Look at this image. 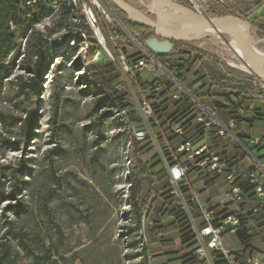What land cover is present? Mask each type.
I'll return each instance as SVG.
<instances>
[{"label": "rangeland", "instance_id": "rangeland-1", "mask_svg": "<svg viewBox=\"0 0 264 264\" xmlns=\"http://www.w3.org/2000/svg\"><path fill=\"white\" fill-rule=\"evenodd\" d=\"M103 1L108 7L105 8L110 25L117 24L127 33L122 21L111 12V1ZM123 1L159 21L158 13L150 8L152 0ZM170 1L184 5L178 0ZM189 1L191 8L198 9L209 18L222 16L202 0ZM230 7L228 5L224 15L246 19ZM168 19L163 22L170 27L196 22L186 13H177ZM247 21L251 24L250 20ZM75 22L74 17H63L59 7L56 8L51 16L32 28L27 41L20 38L16 50L8 59L11 76L0 97V113L4 116L0 120V180L6 193L18 179L22 189L16 200L2 203L0 231L3 233L7 228L6 218L2 215L5 213L17 229L29 233L38 253L50 256V261L44 264H148L142 247L147 235L143 231L129 232L135 224L128 205L129 132L117 119L119 114L116 111L102 125H97L100 113L107 108L96 112L95 99L80 93L77 78L82 72L75 67L79 63L97 62L102 58L117 62L122 46L126 45L125 40L110 33L118 52L114 53L109 48L105 37L106 43L100 44V55L96 51L92 59L89 57L88 36L80 42L74 37L75 43L68 40L62 47L51 49L50 43L72 30ZM60 24L64 26L61 28ZM251 35L256 47H264V41H259L252 24ZM153 37L162 40L156 35ZM193 46L212 54H222L233 66L252 72L244 49L222 29L211 30L197 39ZM36 47L42 48L39 59L32 53ZM162 74L155 66L152 70H143L141 77L152 82L161 80ZM261 84L264 88V82ZM128 90L133 97L127 112L131 109L134 117L140 116L136 91L132 86ZM256 107L260 108L259 112H264V105L258 103ZM30 115L31 121L26 122ZM146 127L154 148L143 156L144 161L161 154L150 125L134 122V135L135 131ZM250 132L255 134L254 130ZM254 155L259 157L260 154L255 151ZM261 155H264V150ZM245 160L249 162L251 157ZM172 167L167 166L170 184L180 196L191 223L197 227L200 217L192 213L178 192L179 185L173 180ZM195 184L196 181L192 186L197 188ZM223 193L225 191L219 186H212L199 198L202 203L205 199L210 205L216 202L224 204ZM140 236L144 241L133 246L134 239ZM11 239L16 264H35L32 257L25 256L18 241L14 237ZM175 242L179 249L182 248L177 237ZM223 242L226 248L233 251L240 245L234 234L224 236ZM252 244L264 249L260 237H255ZM150 254L153 264H165L164 256ZM200 262L212 264L204 260Z\"/></svg>", "mask_w": 264, "mask_h": 264}, {"label": "trees", "instance_id": "trees-1", "mask_svg": "<svg viewBox=\"0 0 264 264\" xmlns=\"http://www.w3.org/2000/svg\"><path fill=\"white\" fill-rule=\"evenodd\" d=\"M56 1L41 0L39 7L31 13V16H25L20 13L16 0H0V97L6 87V81L11 76L8 59L16 50L18 41L20 38L27 41L32 28L56 11L54 6ZM83 1L78 0L77 7L72 6L68 0L61 1L59 11L63 17L78 19L74 23V28L69 30L71 38H77L78 42L83 41L80 36L73 35V32L76 29L85 32L88 36L89 57L92 59L96 51L101 53L102 48L82 12ZM178 2L192 7L189 0H178ZM262 3L264 0H254L252 10ZM208 4L212 11L222 16L228 11L227 5L220 0ZM109 8L135 39L144 42L145 49L153 53L146 45V41L156 35L155 31L131 19L112 2ZM97 13L98 26L114 53H117L118 49L110 37L113 29L117 31V36L125 40L126 45L122 46L121 52L126 54L129 60L135 63L145 57L127 33L117 24L110 25L100 11ZM12 21L16 26L15 30L10 27ZM59 26L62 28L64 24ZM117 36L114 35V37ZM260 40L264 41L263 35L260 36ZM171 42L174 45L173 50L167 54L156 55L157 60L167 74H174V78L184 86L200 106L196 105L189 94L180 90L166 74H163L160 80L166 86L163 91H155L154 84L157 80L149 82L141 76L131 79L130 83L136 91L137 100L148 101L154 109L155 118L148 125L158 140L161 154H156L150 160L144 161L143 156L154 146L149 136L138 140L134 135V122H144L141 115L134 117L131 109L125 116L117 115V119L126 126L130 136L128 205L135 218V224L129 228V232L132 234L143 231L147 235V241L142 247L146 259L148 258V264H153L149 259L150 252L153 256H164L165 264H196L199 261V257L195 254L197 244L195 227L184 210L180 196L174 192V187L170 184L167 166L174 165L178 158L186 154L178 150L181 145L188 142L194 144L205 139L208 147L220 156L224 164V172L207 181L205 189L219 186L226 191L227 175L240 173L241 175L235 180V185L241 187L244 197L234 211L228 203L210 205L204 199L203 201L214 216L213 222L217 224L230 214L238 216L242 220V227L234 235L237 236L241 247L232 251L238 256L264 251L252 244L255 237H260L264 242V200L257 197L248 178V174L254 169V164L246 166L244 159L248 157L247 152L228 133L221 134L220 126L213 124L214 120H217L228 127L246 150L250 151L255 158H260L261 156L256 157L254 152L261 148L250 145L248 139L252 135L250 130L254 123L264 116V112H259L260 108L256 107L258 103L264 105V88L254 73L233 66L222 54H212L193 46L197 40L171 39ZM50 47L55 48L52 42ZM40 49L42 48L36 47L32 50L37 59L41 53ZM75 67L82 72L77 78L80 93L95 99L96 112L107 108V111L100 113L97 125H102L105 119L113 116L114 111L128 110L133 95L128 88L121 90L116 88L117 82L122 77L118 62L102 58L97 62L79 63ZM145 86L149 88L148 95L142 92ZM176 92L180 93L179 98L174 97ZM200 117L204 120H200ZM3 118V114L0 113V120ZM30 121L31 115L26 122ZM174 123L182 124V135L174 130L172 127ZM188 177L190 182L180 188L181 194L192 213L200 217L198 227H203L204 221L201 218L200 208L195 201L191 200L194 194L192 183L201 177L195 169H192ZM21 189L18 179L12 185L10 192L6 193L4 183L0 180V211L2 203L16 200ZM2 215L6 218L7 228L3 233L0 231V264H16L12 237L18 241V246L25 256L32 257L35 264L50 261L48 254L37 252L27 231L17 229L5 213ZM176 237L181 242L180 249L175 242ZM143 241V236H140L134 239L132 245L137 246ZM213 258L214 264H228L220 251H213Z\"/></svg>", "mask_w": 264, "mask_h": 264}, {"label": "built area", "instance_id": "built-area-1", "mask_svg": "<svg viewBox=\"0 0 264 264\" xmlns=\"http://www.w3.org/2000/svg\"><path fill=\"white\" fill-rule=\"evenodd\" d=\"M16 1L18 3L20 13L25 16H31V13L39 7L41 0ZM61 1L63 0H57L54 3V6L58 8L59 2ZM70 4L74 7H77L78 0H70ZM81 9L88 24L93 29L98 42L101 45L105 44V36L98 26L97 12L100 11L107 19H109V15L107 14L106 8L102 4L101 0H84L81 3ZM75 20L78 21L77 18ZM10 27L13 30L16 29L13 21L10 22ZM111 33L117 36V31L115 29H113ZM73 35L80 36L84 40H86L87 38V34L78 29L73 32ZM70 38L69 40H71V43H75L74 39ZM135 43L138 48L144 53L145 57L134 63L129 60L127 55L124 53H121L118 56L116 61L118 62L122 77L116 84L117 89L121 90L123 88H129L131 86V79H137L139 76H141L143 70H152L156 66L163 74H166L180 90L189 94L184 86L174 78V74H167L164 70H162L163 67L157 60L156 55L145 49L144 42L136 40ZM52 44L54 46V43ZM98 55H100V52H98ZM110 57L115 61L114 57L111 54ZM154 89L155 91H163L166 89V86L160 80H157L154 84ZM142 92L143 94L148 95L149 88L146 86L143 87ZM189 95L191 96V94ZM174 97L179 98L180 93H174ZM193 100L197 106H200V104L194 98ZM127 111V109H123L118 111L117 113L121 116H125L127 114ZM139 111L143 121L146 124H148L155 118L154 109L152 105L146 100L140 102ZM200 120L203 121L204 119L200 117ZM213 124L220 126L221 134H229V132H231L228 127L223 126L217 120H214ZM208 125H210V123H208ZM172 127L178 134H183L181 123H174L172 124ZM148 133L149 131L146 127L145 129H139L135 131V136L138 140H143L148 137ZM248 140L250 145L259 146L260 148L264 147V138L255 136L249 138ZM178 150L180 152L186 153L185 155H182L180 158H178L176 160V163L172 167L173 180L178 183V192H180V194V188L188 184V175L192 171V169H195L197 171L201 179L204 181V184L224 172V164L221 162L220 156L214 150H211L208 147L205 139H202L194 144L189 142L183 144L178 148ZM254 160V169L251 170L248 174L249 183L253 186L257 197L264 200V155H261V157L258 159L254 158ZM240 175V173H230L227 175L228 187L224 194V201L230 205L232 211L237 208L238 203L241 202L244 198L241 187L235 185V180ZM192 187L194 190V194L191 200L195 201L198 204L201 211V218L204 221L203 227H195L197 238L195 254L198 257H203L206 256L209 252L220 251L226 258L228 264H264V251L238 256L232 250H229L225 247L223 242L224 235L228 233L234 234L235 232H237L242 227V220L238 216L230 214L217 224L214 223V216L212 212L204 203L198 200L196 193V191L198 190L195 186Z\"/></svg>", "mask_w": 264, "mask_h": 264}, {"label": "water", "instance_id": "water-1", "mask_svg": "<svg viewBox=\"0 0 264 264\" xmlns=\"http://www.w3.org/2000/svg\"><path fill=\"white\" fill-rule=\"evenodd\" d=\"M114 5L126 13L134 21L151 27L158 37L163 38L158 40L151 37L146 41V45L153 51L155 55H163L171 52L174 48L171 39L174 40H197L203 37L206 33L214 29H222L233 36L244 49L245 54L248 55V63L252 72L258 79L264 82V60L260 54L258 47H256L251 35V24L241 17L235 15H223L219 18H209L203 15L198 9L180 5L170 0H154L159 10V21L153 20L150 17L138 12L123 0H110ZM104 7H107L105 2L101 0ZM177 13H186L195 17L196 22L192 25L189 24H176L170 27V31L162 30L160 21H165L170 16ZM122 25V24H121ZM130 37L136 42L132 34L123 27ZM71 33L65 32L59 37L55 38L54 46L62 47L70 38ZM263 42L262 40H259ZM162 70H164L162 68ZM229 135L237 141L244 149H246L238 140V138L229 132Z\"/></svg>", "mask_w": 264, "mask_h": 264}, {"label": "crops", "instance_id": "crops-1", "mask_svg": "<svg viewBox=\"0 0 264 264\" xmlns=\"http://www.w3.org/2000/svg\"><path fill=\"white\" fill-rule=\"evenodd\" d=\"M202 1L204 3H206L207 6L210 8V5L208 3H211L212 1H215V0H202ZM220 1L224 2L227 5V7H228V5H230L231 6L230 8L234 9L237 13L241 14L244 18L247 17L246 20L251 21L252 26L257 31L259 39H260V36H262V35L264 36V3H262L258 8L252 10V2L254 0H225V1L220 0ZM245 130H247V129H245ZM251 130H254V132H255V134H252L251 137L258 136V137L264 138V116L262 117V119H259L254 123V126ZM244 150L247 152L248 156L251 157V160L249 162H247L244 159V163L246 164V166L249 167L255 163V160H254L255 157L252 155V153L250 151H248L246 149H244ZM263 150L264 149L256 151V152H258L260 154L259 156H261V152ZM195 185L199 189V193L197 194V198L200 201L199 197H201L202 193H204L208 189L207 190L205 189L206 186H205L204 181L202 179H198L196 181ZM223 195H224V193H223ZM220 198L222 199V197H220ZM203 203L207 206V204L204 201H203ZM229 234L230 233L225 234L224 236L229 235ZM240 247L241 246L239 245L238 249ZM201 260H204L205 262L214 264L213 251L209 252L206 256L199 257V261L196 264H201V262H200Z\"/></svg>", "mask_w": 264, "mask_h": 264}, {"label": "bare ground", "instance_id": "bare-ground-1", "mask_svg": "<svg viewBox=\"0 0 264 264\" xmlns=\"http://www.w3.org/2000/svg\"><path fill=\"white\" fill-rule=\"evenodd\" d=\"M198 7H200V6H198ZM150 8L153 10V12H156V13L159 12V10L157 8V5H156V3H155L154 0H152V2L150 3ZM180 15H182V14H180ZM190 17H191V19L196 20L195 17H193V16H190ZM169 20L170 19H168V21ZM160 26H161L162 30H164L166 32L170 31V26L166 25L163 21H160ZM258 50H259V52L262 55L263 60H264V47H260V48L258 47ZM246 56L248 58V55L247 54H246Z\"/></svg>", "mask_w": 264, "mask_h": 264}]
</instances>
